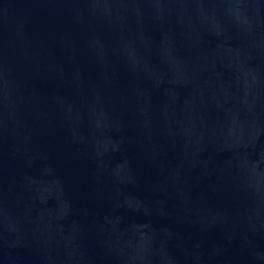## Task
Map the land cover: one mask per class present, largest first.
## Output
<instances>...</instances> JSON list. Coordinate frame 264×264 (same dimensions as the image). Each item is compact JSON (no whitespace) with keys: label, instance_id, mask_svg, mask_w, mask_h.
Listing matches in <instances>:
<instances>
[{"label":"water","instance_id":"obj_1","mask_svg":"<svg viewBox=\"0 0 264 264\" xmlns=\"http://www.w3.org/2000/svg\"><path fill=\"white\" fill-rule=\"evenodd\" d=\"M0 264H264V0H0Z\"/></svg>","mask_w":264,"mask_h":264}]
</instances>
